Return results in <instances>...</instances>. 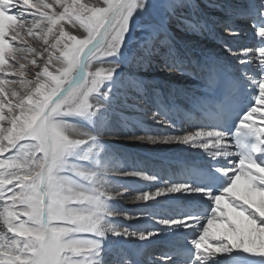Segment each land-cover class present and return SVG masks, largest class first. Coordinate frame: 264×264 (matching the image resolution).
<instances>
[{"label": "snow or ice", "instance_id": "1", "mask_svg": "<svg viewBox=\"0 0 264 264\" xmlns=\"http://www.w3.org/2000/svg\"><path fill=\"white\" fill-rule=\"evenodd\" d=\"M214 6L249 21L250 36L226 28L227 55L172 37V19L206 27L184 17L195 0H0V264H264V0ZM137 27L144 35L130 58ZM133 60L197 78L196 91H170L168 108L153 87L152 120L169 131L130 137L182 146L165 178L120 168L102 139L120 122L128 127L123 109L138 110L121 89L148 102L150 82L122 80ZM178 119L188 126L177 131ZM115 176L149 182L147 190L129 197ZM160 197L171 208L142 210L147 226L116 219L140 218L117 201L154 209ZM161 237L166 250L143 259Z\"/></svg>", "mask_w": 264, "mask_h": 264}, {"label": "bare ground", "instance_id": "2", "mask_svg": "<svg viewBox=\"0 0 264 264\" xmlns=\"http://www.w3.org/2000/svg\"><path fill=\"white\" fill-rule=\"evenodd\" d=\"M86 3L95 2V0H84ZM220 2V0H195L197 8L195 10H188L184 13V17L189 20L196 21L197 23H203L206 25L205 28L199 31H191L189 30L185 24L176 19H172L168 21L169 31L174 38V40L181 47H188L195 49L197 52L203 51L209 54H222L227 55L224 52V44L225 40H230L231 37L229 32H226V28L230 26L234 30L243 26V34L250 36V26L249 21H240L243 20L244 17L239 14L237 11L236 14L232 16H226L224 13L215 8V3ZM224 2L233 4L237 6L238 9L243 8L245 5L249 3V0H224ZM221 15L228 19L233 18L237 21L233 25L224 24L222 21ZM223 17V18H224ZM214 25V27H213ZM215 28V30H214ZM75 31V30H74ZM222 43V44H221ZM159 64H161L159 66ZM128 66V68L126 67ZM157 67L159 70H157ZM126 71V73H124ZM140 71L142 73L140 74ZM122 80L125 84H128L130 79H143L145 81L150 82L145 88V97L147 98V103L145 102V98L141 97V94L135 91L131 86H128L126 89H121V91H127L129 97H136L137 99L133 101L129 99L128 103L137 104V109H123V114L126 117H129L128 127L123 126V122H120L116 125V127L112 130L113 134L105 135L102 137L105 144L109 145L112 153L119 154V157L125 161H129L126 163H117V165L122 169H135L139 168L145 171L146 173H156L161 176V178H165L167 175V171L165 166L167 165L170 171H176V163L181 160L186 153L180 152L178 150L179 147L177 145H149L142 142H137L130 137L133 134L142 135L144 130H152L154 132H164L169 131L162 127L161 125L156 124L151 117V112L155 111V94L152 91L153 87L158 88L160 91L162 106L165 108L170 107L166 98L169 96V92L172 89H185L189 91H196L198 86L193 83L197 78L188 73H180L175 71H170L163 66L162 61L154 62L150 67H138L133 60L132 63H126L121 68ZM153 86V87H150ZM260 114H257V117ZM133 121H139V124L133 123ZM184 127L188 126L187 121H182ZM177 131L180 130V127H177ZM118 157V159H119ZM114 162H117L118 159L112 158ZM119 159V160H121ZM118 160V161H119ZM113 179H117L120 181H126L130 179V177L123 176H115ZM133 179V183L138 185L137 187L131 188L130 191L126 193L127 196L132 197L135 196L138 192V187H141L143 190H147L146 185L149 182H145L139 180L138 178L131 177ZM243 181L238 182V190L242 193L244 189ZM123 190V189H122ZM253 201L258 207L260 205V195L259 193H252ZM161 201V203L154 209H150L148 206L154 204V201H136V202H128V201H117V206H123L121 212L123 210L135 211V215L138 216L139 219H133V223L137 225L140 220L147 219V212H160L161 215L166 214L171 205L165 204L163 201L166 199L164 197L157 198ZM135 207H141L140 210H136ZM142 210H147V212H142ZM128 213V212H126ZM141 213V214H140ZM118 222H123L125 224L128 223L129 220H125L123 216L116 217ZM142 225V224H141ZM140 226V225H139ZM159 245V246H158ZM152 247V248H151ZM148 252H152L156 255L157 258L162 251L166 250V237H161L160 241L154 245H152ZM155 248L157 252L155 251ZM154 257V258H155ZM134 258V257H133ZM155 258V259H156ZM154 259V260H155Z\"/></svg>", "mask_w": 264, "mask_h": 264}, {"label": "rangeland", "instance_id": "3", "mask_svg": "<svg viewBox=\"0 0 264 264\" xmlns=\"http://www.w3.org/2000/svg\"><path fill=\"white\" fill-rule=\"evenodd\" d=\"M82 2H85L84 0H82ZM86 3V2H85ZM223 15H221V19H222V21L223 22H225L224 24H228L229 22V24L230 25H233L235 22H237L234 18H233V21H232V19H228V18H226V17H224ZM240 21H247V19L246 18H244L243 20H240ZM228 22V23H227ZM241 27L240 28H237V29H235L236 31H238V32H240L241 34H243V26L242 25H240ZM213 27H214V25H213ZM214 30H215V28H214ZM135 32H136V34H134L133 35V38H132V40L131 41H129V44H128V52L126 53L130 58L132 57V55H133V53L134 52H136L137 51V49H138V47H139V43L141 42V38H142V36L144 35V33H143V29L141 28V27H137L136 28V30H135ZM226 32H228L227 30H226ZM222 44V43H221ZM224 46V44H222V47ZM154 64V63H153ZM161 64H159V66H160ZM127 68H128V66H126ZM160 68V67H159ZM159 68L157 67V70H159ZM124 73H126V71L124 72ZM142 73V71H140V74ZM192 78H193V76H192ZM150 87H153V86H150ZM171 91V90H170ZM170 93V92H169ZM179 127V126H178ZM111 157L112 158H116V159H118V157H119V154H117V153H112L111 152ZM119 159H121L120 157H119ZM118 159V160H119ZM117 160V162L116 163H126V164H128L129 163V161L127 160V161H125L124 162V160H119L118 161ZM130 164V163H129ZM130 165H132V164H130ZM167 166V165H166ZM165 166V167H166ZM167 168V167H166ZM167 170V169H166ZM113 179V178H112ZM115 180H117V179H115ZM126 182H128V187H129V189H131V188H134V187H137L138 185H136V184H134L133 183V179H131V177H130V179H127L126 180ZM122 190V189H121ZM139 190H143V189H141V187H138V191ZM118 207V209L120 210H122L123 208H121V207H123V206H117ZM137 208H139V209H137ZM140 210L141 209V207H135V209H133V210ZM120 210V211H121ZM124 212H128L127 214H129V215H132V214H134L135 213V211H130V210H123ZM158 213H160V212H158ZM136 214V213H135ZM134 214V215H135ZM141 214V213H140ZM148 220L147 219H143V220H140L139 221V223L137 224V225H135L136 223H133V221L132 220H129L128 221V223H133L134 225H133V227H136V226H147V224H146V222H147ZM120 224H123V225H125V226H128V225H131L132 226V224H125V223H123V222H119ZM142 224V225H141ZM159 246V245H158ZM152 248V247H151ZM154 252H157V250H156V248H155V251ZM156 255H158V254H155V253H152V252H148V256L147 257H143V259H145V260H148V259H152V260H154L156 257ZM155 257V258H154Z\"/></svg>", "mask_w": 264, "mask_h": 264}]
</instances>
